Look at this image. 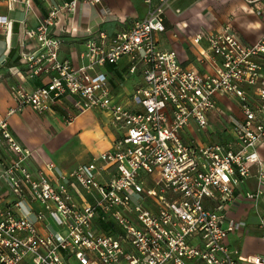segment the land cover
<instances>
[{"label":"built area","instance_id":"built-area-1","mask_svg":"<svg viewBox=\"0 0 264 264\" xmlns=\"http://www.w3.org/2000/svg\"><path fill=\"white\" fill-rule=\"evenodd\" d=\"M80 1L58 0L37 28L26 30L39 46L22 53L26 68L14 71L22 80L10 86L16 105L0 113V158L3 152L6 157L0 191L7 187L15 198L0 202V264H264V254L243 257L231 248L230 235L247 224L225 213L230 205L258 204L264 196L263 167L255 190L241 188L262 161L264 34L246 43L230 22L200 31L193 42L206 40L218 59L213 72L202 73L185 66L175 50L159 47L156 35L166 31L172 0H144L146 16L128 28L89 31L83 53L88 62L75 65L60 58L63 40L53 31L60 12L74 13ZM84 1L111 14L104 0ZM246 1L264 17V0ZM7 23L0 16V24ZM125 57L128 73L141 69L145 78L130 105L116 99L102 69ZM42 76L50 81L28 89V80ZM217 94L238 101L242 116L231 119L237 147L184 138L192 123L204 130L212 113L224 115ZM64 103L67 125L98 110L120 136L71 172L54 162L32 169L33 150L16 138L10 116L28 108L45 115ZM260 227L264 232V214Z\"/></svg>","mask_w":264,"mask_h":264},{"label":"crops","instance_id":"crops-1","mask_svg":"<svg viewBox=\"0 0 264 264\" xmlns=\"http://www.w3.org/2000/svg\"><path fill=\"white\" fill-rule=\"evenodd\" d=\"M56 3L58 0H0V16L8 20L6 25L0 24V113L3 115L16 105L10 94V86L22 80L20 75L14 74L16 69L26 68L22 63V53L39 46L35 38L26 35V30L37 28ZM103 4L109 8V16L102 12L100 5H91L84 0L78 3L74 13L60 12L58 25L53 31V35L63 40L60 58L70 59L75 65L86 64L88 61L83 53L89 31L104 28L109 33H115L128 28L133 21L144 18L148 12L144 0H104ZM228 22L246 43H255L264 34V17L246 0H172L167 12L166 31L158 33L156 38L161 50H175L185 66L209 73L214 71L218 59L213 57L206 40L195 44L193 37L200 31H217ZM129 65V59L125 57L116 65L107 64L102 68L115 89L116 99L127 105L131 104L136 87L145 81L141 69L135 74L128 73ZM49 81V76H42L28 80L26 85L32 90ZM216 101L224 115L212 113L209 127L204 130L192 123L184 132V138L188 142L230 143L237 147L231 119L242 116L238 101L223 94H217ZM65 104L56 105L54 112L45 115L28 108L10 116V126L16 138L33 150L32 169L37 170L54 162L59 171L71 172L110 149L120 136V131L112 125L108 115L98 110L81 114L71 125H67ZM223 132H228V137L221 136ZM58 139L73 146V152L59 148L51 151L48 146ZM87 149L92 156L86 161L87 158L83 156ZM258 152L262 161L253 167V176L241 186L242 190L257 188L258 171L260 167L264 169V146ZM2 158L0 173L6 158L4 152ZM82 192L84 198L93 200L91 195L84 190ZM14 199L7 187L0 191L2 204L11 203ZM206 204L212 209L217 206L210 200ZM31 205L34 210L40 209L38 203L32 202ZM225 213L229 218L244 220L247 224L243 231L230 235L231 248L238 250L243 257L263 255L264 232L260 220L264 214V196L258 204L243 201L230 205ZM46 224L43 222L39 225L42 232L49 229Z\"/></svg>","mask_w":264,"mask_h":264},{"label":"rangeland","instance_id":"rangeland-1","mask_svg":"<svg viewBox=\"0 0 264 264\" xmlns=\"http://www.w3.org/2000/svg\"><path fill=\"white\" fill-rule=\"evenodd\" d=\"M228 132H223L221 133V136L223 137H228ZM48 148L51 150V151H54L56 148H59L60 150H64V151H67L69 150L70 152H73V146H71L70 144L66 143L63 139H58L56 141H54L53 143H51ZM109 150V149H107ZM105 150V151H107ZM75 155V154H74ZM92 156V153L89 149H87L86 153L84 154L83 157L87 158L86 161Z\"/></svg>","mask_w":264,"mask_h":264}]
</instances>
